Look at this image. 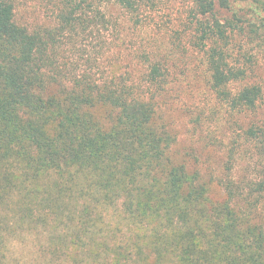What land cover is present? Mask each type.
Listing matches in <instances>:
<instances>
[{
  "label": "trees",
  "instance_id": "obj_1",
  "mask_svg": "<svg viewBox=\"0 0 264 264\" xmlns=\"http://www.w3.org/2000/svg\"><path fill=\"white\" fill-rule=\"evenodd\" d=\"M95 1L134 15L155 2L61 0L58 25L30 31L0 0V264H264V222L239 204L244 187L213 196L198 169L172 158L162 62L143 88L61 67L66 33L106 24L100 7L87 16ZM190 2L210 90L230 109H256L260 85L231 88L246 71L230 63L237 24L217 14L228 0ZM247 133L264 152V123ZM262 174L249 194L264 191Z\"/></svg>",
  "mask_w": 264,
  "mask_h": 264
},
{
  "label": "rangeland",
  "instance_id": "obj_2",
  "mask_svg": "<svg viewBox=\"0 0 264 264\" xmlns=\"http://www.w3.org/2000/svg\"><path fill=\"white\" fill-rule=\"evenodd\" d=\"M11 2L15 21L30 31L50 30L59 23L61 0ZM228 2L229 8L219 7L217 14L237 24L228 32L230 63L246 71L244 79L233 82L231 88L260 85L262 96L256 109H230L210 90L204 53L192 31L190 0H155L139 15L95 1L86 7L87 16L100 7L106 24L79 28L70 41L66 33L58 61L70 75L87 74L99 84L119 76L135 88L148 86L147 71L156 61L162 62L167 82L163 96L158 97L159 116L176 136L172 158L198 169L211 182L213 196H223L220 188L225 183L235 189L244 187L247 199L239 196V204L249 207L251 202L252 216L264 222V191L249 194V184L263 175L264 152L247 133L264 123V0ZM105 110L95 108L101 120Z\"/></svg>",
  "mask_w": 264,
  "mask_h": 264
}]
</instances>
